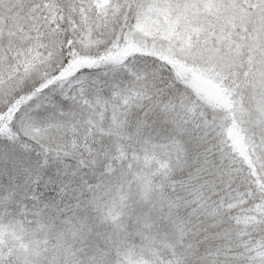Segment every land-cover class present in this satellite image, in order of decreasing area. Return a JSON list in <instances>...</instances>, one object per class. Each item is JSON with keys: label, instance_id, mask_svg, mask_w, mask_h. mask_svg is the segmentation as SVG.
Returning <instances> with one entry per match:
<instances>
[{"label": "snow or ice", "instance_id": "obj_1", "mask_svg": "<svg viewBox=\"0 0 264 264\" xmlns=\"http://www.w3.org/2000/svg\"><path fill=\"white\" fill-rule=\"evenodd\" d=\"M0 264H264V0H0Z\"/></svg>", "mask_w": 264, "mask_h": 264}]
</instances>
